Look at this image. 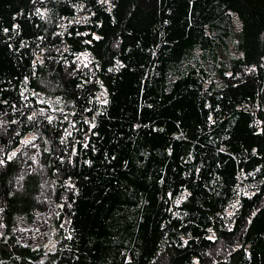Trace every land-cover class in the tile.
<instances>
[{"label":"trees","instance_id":"1","mask_svg":"<svg viewBox=\"0 0 264 264\" xmlns=\"http://www.w3.org/2000/svg\"><path fill=\"white\" fill-rule=\"evenodd\" d=\"M0 160V264H264V0H0Z\"/></svg>","mask_w":264,"mask_h":264},{"label":"rangeland","instance_id":"2","mask_svg":"<svg viewBox=\"0 0 264 264\" xmlns=\"http://www.w3.org/2000/svg\"><path fill=\"white\" fill-rule=\"evenodd\" d=\"M81 58H82V59H85V56H84V55H81ZM32 138H33V135H27V136L22 140V142H27V141L31 140ZM231 211H232V208H230L229 210H227V213L230 214ZM48 244L52 245V244H53V241H51V242L48 243Z\"/></svg>","mask_w":264,"mask_h":264},{"label":"bare ground","instance_id":"3","mask_svg":"<svg viewBox=\"0 0 264 264\" xmlns=\"http://www.w3.org/2000/svg\"><path fill=\"white\" fill-rule=\"evenodd\" d=\"M169 80V79H168ZM93 102V101H92ZM96 103V102H95ZM100 106V105H99ZM38 236V235H37ZM40 237V236H39ZM19 238H21V237H19ZM30 238V237H29ZM33 241V240H32ZM20 242V241H19ZM37 242V241H36ZM36 244V243H35Z\"/></svg>","mask_w":264,"mask_h":264},{"label":"snow or ice","instance_id":"4","mask_svg":"<svg viewBox=\"0 0 264 264\" xmlns=\"http://www.w3.org/2000/svg\"><path fill=\"white\" fill-rule=\"evenodd\" d=\"M13 155H15V153H13ZM0 163H3V161H2V160H0Z\"/></svg>","mask_w":264,"mask_h":264}]
</instances>
